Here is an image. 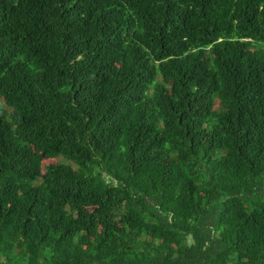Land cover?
<instances>
[{"label": "trees", "instance_id": "obj_1", "mask_svg": "<svg viewBox=\"0 0 264 264\" xmlns=\"http://www.w3.org/2000/svg\"><path fill=\"white\" fill-rule=\"evenodd\" d=\"M0 264H264V0H0Z\"/></svg>", "mask_w": 264, "mask_h": 264}, {"label": "rangeland", "instance_id": "obj_2", "mask_svg": "<svg viewBox=\"0 0 264 264\" xmlns=\"http://www.w3.org/2000/svg\"><path fill=\"white\" fill-rule=\"evenodd\" d=\"M55 162H56L55 159L44 160V161H43V165H47V164L55 163Z\"/></svg>", "mask_w": 264, "mask_h": 264}]
</instances>
